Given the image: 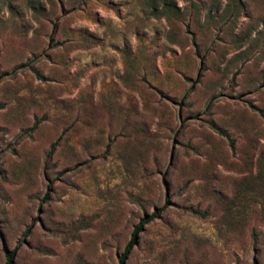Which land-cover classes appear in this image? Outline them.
Returning a JSON list of instances; mask_svg holds the SVG:
<instances>
[{
	"label": "rangeland",
	"instance_id": "1",
	"mask_svg": "<svg viewBox=\"0 0 264 264\" xmlns=\"http://www.w3.org/2000/svg\"><path fill=\"white\" fill-rule=\"evenodd\" d=\"M194 2L0 0V264H264V0Z\"/></svg>",
	"mask_w": 264,
	"mask_h": 264
},
{
	"label": "trees",
	"instance_id": "2",
	"mask_svg": "<svg viewBox=\"0 0 264 264\" xmlns=\"http://www.w3.org/2000/svg\"><path fill=\"white\" fill-rule=\"evenodd\" d=\"M76 1H79V4H80L83 0H76ZM225 1H227V5H228L227 9H225V11H227L229 13H234L235 15H237L238 12L242 9V6H241V3L239 2V0H225ZM190 2L193 6L195 5L194 0H190ZM145 3L147 5V7L151 8V10H156L158 7L157 13L161 16H169V15H172L174 13V11H173L174 7H173L172 0H145ZM216 5L217 4H215V6H214L215 10L218 9V6H216ZM263 15H264V7H263ZM263 21H264V16H263ZM216 130L219 131L218 129H216ZM47 189H48V186H47ZM158 213H159L158 210L154 211L150 216L142 217L135 224V226L133 227V229L130 233L129 239L126 242V244L124 245L122 253L120 254V256L118 258L119 264H122V261H123L124 257L126 256V254L135 245L136 240H137V236L142 231V227H144V225L149 223L152 220V218L156 217L158 215ZM13 253H14V251H10V252L5 253V263L4 264H11Z\"/></svg>",
	"mask_w": 264,
	"mask_h": 264
}]
</instances>
